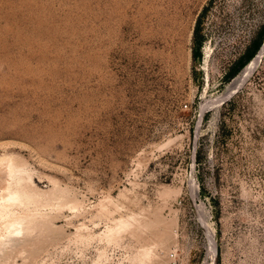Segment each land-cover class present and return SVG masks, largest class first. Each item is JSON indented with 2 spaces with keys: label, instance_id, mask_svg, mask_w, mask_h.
<instances>
[{
  "label": "rangeland",
  "instance_id": "rangeland-1",
  "mask_svg": "<svg viewBox=\"0 0 264 264\" xmlns=\"http://www.w3.org/2000/svg\"><path fill=\"white\" fill-rule=\"evenodd\" d=\"M263 48L264 0H0V201L66 193L3 264H264Z\"/></svg>",
  "mask_w": 264,
  "mask_h": 264
},
{
  "label": "bare ground",
  "instance_id": "bare-ground-1",
  "mask_svg": "<svg viewBox=\"0 0 264 264\" xmlns=\"http://www.w3.org/2000/svg\"><path fill=\"white\" fill-rule=\"evenodd\" d=\"M263 55L264 48L257 57L245 67L240 75L230 83L229 95L237 92L247 84L254 70L260 65ZM2 158L6 159L4 157ZM12 161L13 159H11L9 164ZM0 163H3V161ZM12 163L14 164V161ZM10 167H12V170L9 171L7 175L10 177V181L0 201V223L1 229L3 230L2 236L0 237V264L9 261L16 254H34L45 242L55 238V231L57 228L53 225L48 215L40 211V206H46L43 204H47V206L55 204L54 206H56L66 202V193L63 192L64 190L60 191L61 189L58 190L55 188L49 192L39 191L33 186L32 176L28 174L29 172H26L27 170L25 171L23 167H18L16 165ZM120 222L118 225H121ZM131 222L132 224L130 227H132L133 232L139 236H144L149 232H155L156 237L161 235L169 236L170 233H172L171 223L160 220L159 217L147 219L142 215H138L134 216ZM129 223L119 227H128ZM122 228L118 229V231L115 228V231L118 233ZM113 232L112 234L114 235L116 232Z\"/></svg>",
  "mask_w": 264,
  "mask_h": 264
}]
</instances>
